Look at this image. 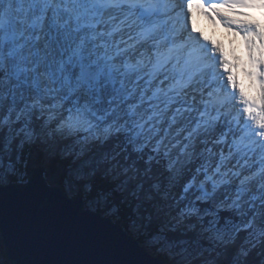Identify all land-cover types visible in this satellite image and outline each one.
<instances>
[{"label": "snow or ice", "instance_id": "snow-or-ice-1", "mask_svg": "<svg viewBox=\"0 0 264 264\" xmlns=\"http://www.w3.org/2000/svg\"><path fill=\"white\" fill-rule=\"evenodd\" d=\"M177 12L186 26L179 41L190 32L198 48L177 42ZM217 30L233 45L243 41L246 61L240 49L225 48L222 35L216 39ZM20 33L36 40L31 64L28 50L19 48ZM41 34L54 38L62 61L80 70L75 82L64 70L53 71V88L64 98L59 112L42 114L54 100L47 83L28 71L39 58ZM0 35L8 38L9 54L8 75L0 72L7 80L0 83V141L7 146L19 139L22 147L36 135L34 121L66 139L87 142L91 133L88 148L122 139L125 159L134 156L145 166L139 172L130 165L134 179L139 172L151 182L149 199L167 197L193 227L231 239L228 264H250L253 250L264 255V145L241 141L233 149L237 133L213 95L230 85L244 112L264 127V0H0ZM193 84L200 94L188 104L187 96L179 97ZM62 123L74 126L75 136L57 133ZM209 136L223 142L213 147ZM205 151L209 155L201 156Z\"/></svg>", "mask_w": 264, "mask_h": 264}, {"label": "trees", "instance_id": "trees-1", "mask_svg": "<svg viewBox=\"0 0 264 264\" xmlns=\"http://www.w3.org/2000/svg\"><path fill=\"white\" fill-rule=\"evenodd\" d=\"M40 123V121H34L35 139L32 142H26L22 147L19 145V139L7 146L6 140L0 141V159L4 157L6 162H14L16 158L22 160L19 168L12 173H6L1 178L2 181L24 182L30 170L43 166L47 170L46 177L50 185L61 187L65 191L66 186L72 185L74 189L70 193L72 197H83L92 210L95 207V211L112 218L143 245L153 237H161L163 240L160 245L169 242L176 245L174 250L176 255L182 245H194L203 240L200 236L201 226L198 223L195 227H191L192 221H184L177 225L176 220L168 223L163 216L157 214V207L164 200L160 196L148 198L151 182L147 180V177L141 178L139 175L145 166L142 162H137L134 156L130 160L125 159L128 152L125 150L126 146L122 139L117 138L106 146H91L84 156L73 162L75 151H78L74 149V139L64 141L58 135H53V138L49 139L47 134L41 139V133L38 131ZM65 150L72 153L67 158H63ZM91 156L95 159L91 161V165L84 167L86 173L84 172L81 178L75 179L69 175L72 167L81 161L89 160ZM130 165L139 169L135 179ZM126 168L129 169L127 174L124 173ZM154 171L160 172L162 168L154 165ZM66 181L70 183L66 185ZM140 183H143L144 187L137 190ZM137 221L141 226L139 230L134 231L132 225ZM207 242L205 245L212 247L211 252L199 256L194 264H209V262L228 264L231 253L235 250L234 246ZM1 243L0 240V247H2ZM151 250L155 255L172 263L167 254L157 253L154 248ZM249 261L250 264H261L264 261V255L258 256L256 250H253Z\"/></svg>", "mask_w": 264, "mask_h": 264}, {"label": "water", "instance_id": "water-1", "mask_svg": "<svg viewBox=\"0 0 264 264\" xmlns=\"http://www.w3.org/2000/svg\"><path fill=\"white\" fill-rule=\"evenodd\" d=\"M46 168L0 183V237L9 264H172L83 197L52 186Z\"/></svg>", "mask_w": 264, "mask_h": 264}, {"label": "clouds", "instance_id": "clouds-1", "mask_svg": "<svg viewBox=\"0 0 264 264\" xmlns=\"http://www.w3.org/2000/svg\"><path fill=\"white\" fill-rule=\"evenodd\" d=\"M55 7V5H53ZM173 20V27L175 28V37L177 38L178 43H182L184 45L185 50H193L198 48V41L193 37V35L189 32L188 35L185 36L183 41H179V35L181 32L185 29V24L183 22L182 14L177 12L172 17ZM63 27V25H61ZM46 34V33H45ZM45 34H41L39 36V44L41 47L38 50V60L35 64H33L28 71L36 77L39 81L46 82L48 85V90L51 91V98L54 100L53 108L52 109H46L42 108V114L47 111H56L59 112V110L64 106V98L62 95V92L59 88H53L54 84V78H53V71L59 73L60 71L65 69V64L69 63L68 61H62L59 56L56 55V52L60 50V45L53 46L54 38L53 40H46ZM20 35H24V33H20ZM209 35L208 29H204V36ZM19 38V37H17ZM69 38L66 36L65 40L67 41ZM7 36L6 35H0V72L5 73V77L8 75L7 71V64L9 63V54L7 52ZM36 44V40L33 39V37L29 35H24V40L19 44V48H26L28 50L29 55L27 59L29 60V63L31 64L32 61V53H31V46ZM66 51V49H64ZM21 59H24V57H21ZM59 66V67H58ZM37 70L38 74H37ZM58 79V77H57ZM227 77L224 76V80L226 81ZM0 83H7L6 79H0ZM179 92L184 93L185 90L183 88L179 89ZM193 94L199 95L200 90L196 87L195 84L191 85L190 90H188L184 95H180L181 100H185V96H187L189 99L186 100L188 104H192V97ZM213 95L215 97V105L218 109V111H221V114L225 116L229 120V124L231 125V128L235 130L237 133V139L232 141V147L233 149H236L238 145L241 143V141L245 142L248 145L253 144H260L264 145V127L259 126L255 120L250 119L248 113L244 112V106L241 103L238 94L234 95L233 90L230 85L227 86V89L224 91H221L219 89H215L213 91ZM197 103H202V101H197ZM49 120L52 119L51 116L48 117ZM63 130L67 131L68 136H75L76 128L74 126H70L67 123H62L61 125L57 126L56 132L59 133ZM115 134V131L113 132V135ZM231 132H229V135ZM47 137L49 139L53 138V135L51 133H47ZM62 138H65L64 136H61ZM35 139L33 137L29 142H32ZM41 139H43V133L41 134ZM94 139L93 135L89 133L87 142L81 141L78 139H74V149H78V151H75V156L73 157V162H75L76 159H79L80 157L84 156L86 152L89 150L87 147V144L91 143ZM208 140L211 141V144L213 147H219L220 144L223 142V139L221 140H212L211 136L208 137ZM71 152H63V158H67L69 155H71ZM209 153L207 151L202 152L201 156L207 157ZM78 178V177H74ZM66 185L70 183V181L65 182ZM164 199H167V197H163ZM95 207L93 208V211H95ZM184 222V214L178 213L176 218L177 225L182 224ZM206 230H203L200 235L203 236ZM208 240L210 242H214L215 244L219 245H228L231 243V239H224L221 236H216L214 234L208 235ZM252 239L256 240L257 243L259 242L258 237H252ZM251 242V241H249ZM253 247L256 246V244L252 245ZM171 256V254H169ZM191 255V254H188ZM188 255L184 256V259L182 261V264H194V261L199 258V256L202 255V253H197L195 256H192L191 259L188 258ZM211 264V262H209Z\"/></svg>", "mask_w": 264, "mask_h": 264}, {"label": "rangeland", "instance_id": "rangeland-1", "mask_svg": "<svg viewBox=\"0 0 264 264\" xmlns=\"http://www.w3.org/2000/svg\"><path fill=\"white\" fill-rule=\"evenodd\" d=\"M56 55L59 56L61 60H63V56L60 55L59 51L56 52ZM64 71L67 74V76L69 77V79H71L73 82H75L77 80V77L80 74L79 68H77L76 66H74L71 63L65 64ZM77 95H79L81 97V99H86L87 98V97H85L83 95L82 91L77 93ZM69 103H71V101H69ZM33 125H34V122H33ZM38 131L41 134L43 133V135L47 134V132H48V130L44 128L42 123H40ZM59 137L61 138V140L65 141V138H62L61 136H59ZM65 152H66V150H65ZM93 159H95V157L91 156L89 158V160L81 161L80 163H77L74 167L71 168V170L69 171V175L72 176V177H78V178H75V179L81 178L83 173L85 172L84 167H88L89 165H91L90 163H91V161L93 162ZM21 163H22V160L20 158H16L14 162H6L4 157H2L0 159V183L7 184L4 181H2L1 178H3L4 175H6V173L14 172L17 168H19ZM46 175H47V173H46ZM71 186L72 185H69V186L65 187L66 188V192L69 195H70L71 191L72 192L74 191V189ZM177 195H178V190H177ZM162 200H164V201L157 207V214L160 215V216H163L168 223H171V221L176 220L177 214L171 208V201L170 200H165V199H162ZM86 208L91 209L87 204H86ZM140 226L141 225L137 221L136 223H133L132 228H133L134 231H137V230L140 229ZM191 227H193V226H191ZM202 231H203V229L201 228V232ZM201 237H202L203 240L200 241V242L195 243L194 245H187V244L186 245H182L181 244L182 246L181 247L179 246L180 248L178 249L176 255H175V252H174L176 245L173 244V243H170V242L167 243V244H164V245H160V243L163 240L161 237H153V238L149 239L147 242H145V245H143L141 242L140 243L142 244V246L147 248L151 253H153L151 249L154 248V249H156L157 253L167 254L169 256L170 260L172 261V264H182V261H183L185 255L191 254V255H188V258L191 259L192 256H195L197 253L209 254L211 252L212 247H209V246L205 245V243L207 241L209 243H213V242H210L208 240V238H207L208 234L204 233V235L201 236ZM0 240H1V237H0ZM1 242H2V240H1ZM169 254H171V256ZM0 264H9L8 261H7V258L5 256V253H4L3 245H2V247H0Z\"/></svg>", "mask_w": 264, "mask_h": 264}, {"label": "bare ground", "instance_id": "bare-ground-1", "mask_svg": "<svg viewBox=\"0 0 264 264\" xmlns=\"http://www.w3.org/2000/svg\"><path fill=\"white\" fill-rule=\"evenodd\" d=\"M218 32V35L216 37V39L219 41V38L220 36L222 35L223 36V39L224 41H227V43H225V48L226 49H229V48H237V49H240L241 51V58L242 60L245 59V61L247 60V53L243 54L242 52V44H243V41H237L235 45L232 44V38L228 37L227 34H224L222 32H219V30H217ZM220 42H223V41H220ZM255 88V87H254ZM255 90H257V88H255ZM78 186V185H77ZM177 232V231H176ZM216 259V258H215ZM226 261V260H225Z\"/></svg>", "mask_w": 264, "mask_h": 264}]
</instances>
